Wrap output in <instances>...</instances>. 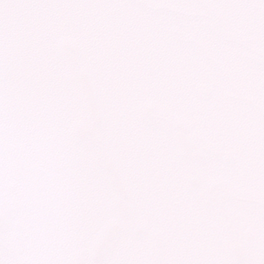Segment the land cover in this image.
Returning <instances> with one entry per match:
<instances>
[{
    "label": "snow or ice",
    "instance_id": "1",
    "mask_svg": "<svg viewBox=\"0 0 264 264\" xmlns=\"http://www.w3.org/2000/svg\"><path fill=\"white\" fill-rule=\"evenodd\" d=\"M0 264H264V0H0Z\"/></svg>",
    "mask_w": 264,
    "mask_h": 264
}]
</instances>
